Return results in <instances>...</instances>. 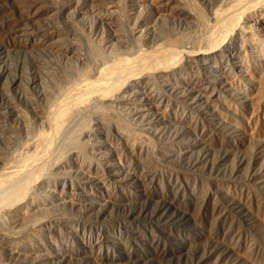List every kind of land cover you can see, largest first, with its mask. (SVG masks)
Instances as JSON below:
<instances>
[{
    "label": "rangeland",
    "instance_id": "374dc122",
    "mask_svg": "<svg viewBox=\"0 0 264 264\" xmlns=\"http://www.w3.org/2000/svg\"><path fill=\"white\" fill-rule=\"evenodd\" d=\"M212 2L0 0V176L42 156L28 138L49 131L40 112L92 60L165 39L199 48ZM205 75L197 63L145 80L106 130L88 116L84 161L52 145L59 157L0 206V264H264V85L232 70L208 104L191 84Z\"/></svg>",
    "mask_w": 264,
    "mask_h": 264
},
{
    "label": "bare ground",
    "instance_id": "6f19581e",
    "mask_svg": "<svg viewBox=\"0 0 264 264\" xmlns=\"http://www.w3.org/2000/svg\"><path fill=\"white\" fill-rule=\"evenodd\" d=\"M214 1L215 4L212 2L213 6L211 5L209 11L210 15L207 16L208 20L206 19L208 24L207 26L204 24L208 28L203 26L208 29V32L204 44L202 42L199 48L187 50L182 47L181 49L174 48L172 45L175 42L170 43L168 39H165L166 44H157L158 46L156 45L151 50L144 47L143 49L141 45H134L133 50L128 49V51L119 52L120 54H110L106 59L97 58L92 60L93 72L88 73L87 71V73L80 74V77L67 87L68 89L65 88L62 94L60 93L52 100L46 111L40 112V120L49 127V131L34 132L28 138L29 144L41 145L42 148L40 147V149L44 154L42 152L40 154L39 151L42 156H37L36 153L34 160L32 159L34 156L30 157L32 162L27 161L28 163H26L25 161L26 164L24 163L21 166L11 164L9 170L4 171L5 173L0 176V206L4 203L7 208L11 209L12 205L10 207L8 205L13 204L12 202L16 200V197H20V194L25 192L26 186L30 184L29 181L32 182L31 180H34L40 172H45L42 171L43 169L46 170V167L43 166H47L48 162L51 163L52 158L57 157L56 153V156L54 155L55 149L52 145L55 144L54 146L59 151L60 149L61 151L68 149L70 157L74 160H83L86 155L83 157L84 152H81L78 142L75 141H78L80 134L85 137L92 134V129L85 128L88 124L86 123L89 119L88 116H94L98 120L97 123H100V127L106 130L105 116L108 113L110 115L111 113L117 114L115 116L122 113L118 111V107L129 105L130 100L125 96L129 89L139 87L143 92H147L146 82L148 81L145 80H149L151 77L154 79V76H159L169 79L176 71L183 70L187 65L195 67L199 63L209 75L200 76L199 81L192 80L191 84L198 88L197 90L203 97L202 99L208 104H213V99L219 98L220 93L223 91L222 83L232 82V70L240 71L255 86L258 83L264 85V75L262 76L264 73V0ZM184 10L186 9L184 8ZM183 13L185 14H182L184 17L197 20L199 19L198 15L201 17L200 13L204 12L197 15L195 11L193 13L190 9H187ZM256 13H260L263 19L259 29L254 28L251 22ZM195 14L197 18H195ZM204 16L206 17L205 14L203 18ZM201 31L203 32V30ZM203 37L202 33L200 42L202 39L204 40ZM179 40H181V46H187L185 39H183L185 42L182 39ZM175 41L178 42V40ZM188 44H191V42ZM176 45L179 46V44ZM179 53H183V58L181 57L183 60H180V62L178 60L181 56ZM115 126L113 128L119 136L129 142V134L127 136L125 131L123 132L124 128L122 130L118 123ZM38 146L36 147L38 148ZM58 149L56 150L58 151ZM50 151L54 155L53 157ZM90 151L92 152V150ZM47 154L48 158H46ZM56 161L55 165H52L55 166L54 169L63 170L66 167L67 162ZM76 162L78 163V161Z\"/></svg>",
    "mask_w": 264,
    "mask_h": 264
}]
</instances>
